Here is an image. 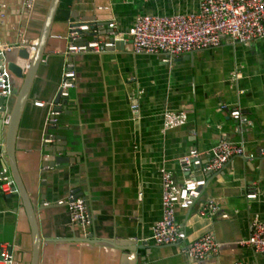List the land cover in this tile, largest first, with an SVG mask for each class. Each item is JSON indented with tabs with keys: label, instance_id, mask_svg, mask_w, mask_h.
Returning a JSON list of instances; mask_svg holds the SVG:
<instances>
[{
	"label": "crops",
	"instance_id": "obj_1",
	"mask_svg": "<svg viewBox=\"0 0 264 264\" xmlns=\"http://www.w3.org/2000/svg\"><path fill=\"white\" fill-rule=\"evenodd\" d=\"M52 0H37L27 10L24 0H0V44L17 48L38 41ZM197 0H61L51 31L48 56L40 66L25 108L17 138V163L25 186L41 205L37 224L43 243L39 264H264V256L238 242L248 238L255 217L264 221V38L242 45L226 38L221 46L170 58L166 54L137 55L130 50L75 55L65 53L72 26L95 23L98 38L110 37L109 24L127 34L138 15H173L196 11ZM94 34L89 33L88 37ZM72 64L77 73L67 109L58 130L76 145L69 163L45 171V123L63 73ZM24 78L12 77L18 90ZM14 96L8 99L11 111ZM46 105L40 107L36 103ZM239 107L252 124H240L220 107ZM133 106H137L135 112ZM168 111L189 114L188 123L163 133ZM6 123L3 137H6ZM1 154H5L0 137ZM221 141L242 143L245 154L222 170L191 174L179 160L198 149L205 164ZM65 157V154H59ZM7 158L0 156L1 167ZM177 183L189 177L207 181L191 208H177V220L187 242L144 245L161 220V169ZM257 188L259 199L246 194ZM80 191L90 208L91 233L96 244L82 243L83 232L58 202ZM41 197L45 199L41 204ZM211 200L214 215L201 209ZM213 234L219 251L196 261L184 252L187 245ZM61 240V241H54ZM78 241V242H76ZM10 249L18 264H31L34 238L18 193L0 190V255ZM136 251H128V248Z\"/></svg>",
	"mask_w": 264,
	"mask_h": 264
},
{
	"label": "built area",
	"instance_id": "obj_2",
	"mask_svg": "<svg viewBox=\"0 0 264 264\" xmlns=\"http://www.w3.org/2000/svg\"><path fill=\"white\" fill-rule=\"evenodd\" d=\"M36 2L37 0H24L26 9L32 10ZM197 2V10L188 13L138 15L133 27L125 35L116 31L114 21L109 24L110 37L108 38L97 37L99 26L95 23L75 24L72 26L71 41L65 54L69 57L88 53L102 54L115 48L118 41H132V51L137 55L166 54L173 58L198 50L219 47L226 38L242 45H251L264 38V0H197ZM89 33L94 35L89 38ZM12 49L7 44H0V98L6 101L12 96V91L11 72L5 55ZM76 84L77 73L74 66L70 64L63 73L59 86L60 100L57 103L52 101L50 104L43 146L52 147L58 142L50 128L58 126L59 117L67 109L71 91ZM6 101L0 103V116H4V122L7 124L10 116ZM36 104L40 107L46 105L43 102ZM133 110L137 112V106H133ZM220 110L227 111L229 117L237 123L252 124L239 107L230 109L222 105ZM188 120L187 111L166 112L163 119V133L185 126ZM1 143L0 141V147ZM244 154L245 149L242 143L221 141L211 149L210 158L205 164L202 165L198 149H192L179 160V165L188 174H191L198 166H201L206 173H213L222 170L233 158ZM0 156L2 159L7 158L5 154L0 153ZM161 176L163 214L161 220L154 225L151 237L140 240L144 245L152 242L155 246H166L186 242L188 236L185 228L177 220V208L192 207L195 200L200 198L207 183L205 179L199 180L191 176L183 184H179L175 181L173 174L165 168L161 169ZM0 190L6 196L17 193L11 170L6 163L0 170ZM260 195L257 188H252L246 194V198L250 202L259 199ZM58 204L68 208L71 220L81 229L83 238L91 239L93 221L87 200L82 197L75 198L71 194ZM218 211L219 204L211 200L200 213L214 215ZM251 227V235L240 240L238 244L241 247H249L264 256V221L255 217ZM219 247L215 236L206 234L190 242L184 252L190 259L200 261L217 254ZM0 264H18L7 247L2 249Z\"/></svg>",
	"mask_w": 264,
	"mask_h": 264
},
{
	"label": "water",
	"instance_id": "obj_3",
	"mask_svg": "<svg viewBox=\"0 0 264 264\" xmlns=\"http://www.w3.org/2000/svg\"><path fill=\"white\" fill-rule=\"evenodd\" d=\"M60 1L61 0H52L43 28L35 46L33 44L23 42L17 48H13L9 53L5 55L8 68L11 72L10 85L13 76L17 78H24L23 84L18 90H13L11 86L12 96H14L15 102L11 111H9L7 107L10 118L9 122L6 124L7 133L5 138L3 137V127L5 124L3 119L4 116H0V137L2 140L4 139L7 165L11 170V174L16 185L17 193L22 199L23 206L28 215L32 229V234L34 238V249L31 264H39L40 248L41 244L43 243V239L41 238L39 227L37 224V212L41 208V205L39 206L35 198L31 197L19 171L16 155L17 138L25 108L31 100V91L38 75L39 68L45 62V59L50 56L47 49L50 44L51 31L55 22V16L59 8ZM115 45V48H113L111 52L123 51L126 49L130 51L133 50L132 41H118ZM74 56L75 55H72L71 58H73ZM59 100L60 92H57L54 101L55 103H57L59 102ZM5 101L6 99L0 98V103H5ZM7 102L8 100L6 101V104ZM50 130L57 131L58 127L55 126L53 128H50ZM54 137L58 140L56 145L52 147H46L43 150V153L47 155L45 156V158H43L42 163V166L44 167L45 171L60 168L62 165L69 163V160L74 157V154H76L75 152H72V150H69L70 148L72 149L76 145L75 142L69 141L66 136L54 134ZM59 154H65V157H60L58 156ZM73 195L75 198H77L81 197L82 193L80 191H77L74 192ZM44 203L45 199L41 197V204L44 205ZM53 240L61 241L56 239ZM79 242L96 244L97 241H94V238L92 236L91 239L84 238ZM139 248L141 247H136L135 249L128 248L127 250L136 251Z\"/></svg>",
	"mask_w": 264,
	"mask_h": 264
}]
</instances>
